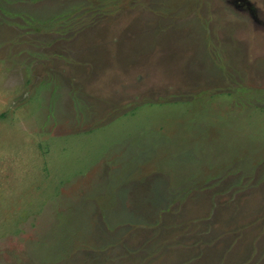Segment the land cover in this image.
I'll return each mask as SVG.
<instances>
[{
    "label": "rangeland",
    "instance_id": "1",
    "mask_svg": "<svg viewBox=\"0 0 264 264\" xmlns=\"http://www.w3.org/2000/svg\"><path fill=\"white\" fill-rule=\"evenodd\" d=\"M51 4L0 26V264H264V0Z\"/></svg>",
    "mask_w": 264,
    "mask_h": 264
},
{
    "label": "crops",
    "instance_id": "2",
    "mask_svg": "<svg viewBox=\"0 0 264 264\" xmlns=\"http://www.w3.org/2000/svg\"><path fill=\"white\" fill-rule=\"evenodd\" d=\"M51 1H53V2L58 1V3H59V0H0V26H2L1 24L7 25L8 22H10V24L7 25V27L10 26L9 28H16L17 32L14 35L18 34V37H21V35H23L21 32L28 30L26 27L23 28V26H19V24H21V23H27L28 22V21L25 22L23 20L25 18V15H26L25 11L29 10V9H27V7H30L31 9L33 7L36 8V6L38 7V10H33V12L30 13L31 15L35 14V16H32V17L40 18V19H42L43 17L50 18V17H53L51 14L45 15L43 12L46 11L47 13H49L55 9V7L51 4ZM36 4H38L39 6ZM7 14H10V15H7ZM11 15H12V17H11ZM15 16H17L16 19H15ZM17 19H19V20H17ZM27 20H30V17H28ZM31 23H33V21H31L29 24H31ZM3 30L5 31V29H3ZM6 31H7V29H6ZM0 32H2V31H0ZM2 34H4V33H2ZM26 36H29V35L26 34ZM0 37H2V35ZM0 40H2V39H0ZM16 45H18V47H19V43H16ZM0 46H1V43H0ZM3 54H6V52L4 51ZM161 188H162V186H161ZM152 203H153L152 209H154L155 215L158 216V215L162 214L163 206L161 204L156 203V202H152ZM146 212H147V210H146ZM146 212H145V214H146ZM153 215H154L153 212L150 210L146 214V217H151Z\"/></svg>",
    "mask_w": 264,
    "mask_h": 264
},
{
    "label": "trees",
    "instance_id": "3",
    "mask_svg": "<svg viewBox=\"0 0 264 264\" xmlns=\"http://www.w3.org/2000/svg\"><path fill=\"white\" fill-rule=\"evenodd\" d=\"M66 17L69 18L70 16L68 17L67 15H62V16L60 17V19H61V18H66ZM72 18H73V17H72ZM57 34H58V32H54V36H51V37H52V40H51V41L54 42V43H55V42L57 43V42L60 40L59 38L56 37ZM59 36H60V35H59ZM28 38H29V40H36V41L39 43V49H40V46H41L42 44H44V43H43L44 38H38V39H37L36 37H34V36H32V35L28 36ZM41 48H42V46H41ZM25 50H26V49H25Z\"/></svg>",
    "mask_w": 264,
    "mask_h": 264
}]
</instances>
